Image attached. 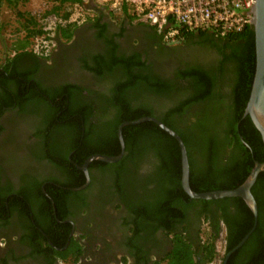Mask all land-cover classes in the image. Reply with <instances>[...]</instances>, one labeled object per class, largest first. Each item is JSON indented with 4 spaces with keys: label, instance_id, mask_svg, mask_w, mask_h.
Returning <instances> with one entry per match:
<instances>
[{
    "label": "trees",
    "instance_id": "1",
    "mask_svg": "<svg viewBox=\"0 0 264 264\" xmlns=\"http://www.w3.org/2000/svg\"><path fill=\"white\" fill-rule=\"evenodd\" d=\"M25 1L0 0V9L3 2L15 9L20 2ZM82 4V0H51L49 11L40 17L16 11L22 36L16 38L12 45V51L17 54L14 63L8 62L2 67L1 73H7L9 78L0 79V84L7 87L10 79L19 83L18 78L28 82L33 70L21 71L16 64L18 58L32 54L29 48L38 38L51 40L53 34L57 41L68 42L79 26L71 21V16L75 7ZM105 10L112 14L107 8ZM121 19L129 23L133 21L126 11ZM50 22L51 28H48ZM100 22L101 18H95L91 26L97 29L96 36L104 39L107 37L104 33L106 25ZM147 26L158 34L154 27ZM159 37L162 41L163 37ZM192 40H196L192 48L196 47L201 54L212 55L217 59V65L212 70L205 71L197 64L185 63L171 70L168 78L144 73L146 66L141 62L140 55L118 56L117 45L113 40L106 42L111 46L107 58L97 56L93 65L84 61V68L96 77L103 79L107 74L114 75V71H118L115 79L119 77L115 85L114 104L111 103L115 114L110 115L111 121L101 126V129L97 126L99 134L95 139L88 130L84 133L81 130L82 119L86 123L91 106L85 100L76 99L73 92L75 87L65 85L58 88V93L54 95L41 90L49 100L34 87L31 88L33 90L25 101L45 100L50 108L48 114L52 117L51 122L45 124L47 129L40 130L48 136L43 155L47 160L57 161L64 174L63 181H59L64 189H46L53 199L55 216L50 201L37 207V213L43 217V230L57 248H64L70 233L69 226H61L58 221L70 215L69 207L80 210L88 206L83 200L87 192L70 190L85 183L83 172L74 164L82 166L94 154L119 155L117 128L123 122L154 117L176 132L187 152L190 189L196 193L235 189L247 178L255 162H264L261 137L249 117L242 118L255 70L252 26L226 37H218L213 33L183 34L176 43L188 44ZM217 89L219 91H215ZM138 96L152 101L153 108L135 103L132 105ZM54 98L61 99L55 101ZM51 102L60 105L59 109H54ZM59 110L62 111L61 116ZM75 114V120L68 119ZM122 134L125 144L122 159L113 164L94 161L89 165V171L95 169L102 175L101 185L106 189L100 192L101 200L97 203L105 205L112 201L113 194L119 196L120 205L116 208L122 205L126 211L128 218L123 224L130 226L127 230L131 233L126 246L130 255L135 256V251L141 255V264H149V259H145L148 251H144L142 243L154 240L157 231H161L164 237H171V250L165 258L153 264H215L218 257L215 243L221 233L224 232V251L227 253L251 230L253 215L242 199L193 200L184 193L181 187L179 146L157 125L146 122L126 126ZM70 153L74 164L68 160ZM95 181V177H92L89 188ZM39 186L34 185L31 191L43 197ZM251 193L257 205L256 228L244 245L231 255L227 264H264V172L258 175ZM189 213L208 223L209 230H205L204 241L200 239L199 232L189 234L187 227L183 226L188 222ZM59 231L62 232V238H56L55 232ZM140 238L142 245L138 243ZM47 250L55 253L50 246ZM39 253L46 254L45 251ZM81 253L80 247L71 242L63 253L56 255L64 263L74 264V255Z\"/></svg>",
    "mask_w": 264,
    "mask_h": 264
},
{
    "label": "flooded vegetation",
    "instance_id": "2",
    "mask_svg": "<svg viewBox=\"0 0 264 264\" xmlns=\"http://www.w3.org/2000/svg\"><path fill=\"white\" fill-rule=\"evenodd\" d=\"M83 5L93 17L78 26L68 42L56 41L48 54L43 55L30 50L32 54L18 58L16 64L21 71L33 70L28 82H25L24 78H18L19 83L10 79L7 87L0 84V264H49V262L66 264L56 254L63 253L71 242L82 250L81 254L74 255L73 260L76 259L74 264L142 263L139 259L141 255L137 251L134 252L135 256L130 255L126 246L127 238L131 233L127 230L130 226L126 227L123 224L128 218L126 211L122 205L116 208L120 205L119 196L113 194L112 201L105 205L97 203L101 200L100 192L106 189L101 185L102 175L95 169L89 171V167V185L79 191L87 192L83 200L88 206L80 210H75L71 206L68 208L70 215L58 221L61 226L68 225L70 228L64 248H57L45 234L43 217L37 211L40 204L50 201L55 216L53 199L46 189H64L59 184V181H63L64 174L56 160L52 162L43 155V152H46L45 139H48L44 132L47 129L45 124L51 122L52 117L48 114L50 108L45 100L25 101L29 92L33 90L32 87L45 99L48 98L42 91L54 95L58 93V88L65 85L75 87L76 90L73 92L76 99L85 100L91 106L86 123L82 119L81 130L83 133L88 130L95 139L99 134L97 128L109 123L112 119L110 115L115 114L112 102L116 95L115 85L119 77L115 79L118 71H114V75L113 73L105 75L103 79L96 77L84 68V64L93 65L97 56L102 55L107 58V52L109 48L111 49L106 43L108 40H113L117 45L118 56L130 57L138 54L141 62L146 66L144 73L160 75L163 78H168L171 70L180 68L186 65L185 63L197 64L205 71L212 70V67L217 65V59L212 55L205 56L196 47L192 48L196 45L194 42L196 40L182 45L168 43L164 38L161 41L159 35L162 34L154 33L147 24H136L133 21L129 23L128 20L121 19L122 16L117 22L114 19L115 14L110 15L106 8L97 5L94 0ZM95 18H101L100 23L106 25L104 33L107 37L104 39L98 38L97 29L91 26ZM16 56L17 54L12 52L0 57L1 80L9 78L7 73H1L2 67L8 62L13 64ZM138 70L142 71L140 68ZM63 97L64 95L61 96ZM132 103V105L135 103L153 108V102L143 96H138ZM50 104L54 109L55 107L59 109L60 105L57 103ZM60 114L62 111L59 110V116ZM71 118L75 120L76 114L68 119ZM56 120L60 123V119ZM40 130L44 131L40 132ZM71 155L72 153L68 154L69 162H72ZM74 165L77 169L81 167ZM92 177L97 181L91 185L90 191ZM37 184L40 185L39 189L43 197L37 196L34 190L31 191V188ZM188 216V222L183 226L187 227L189 234L194 235L199 232L200 239L204 241L205 230H209L208 223L203 219L195 218L192 213ZM55 233L56 238H62L61 231ZM154 237L151 242L142 243L144 251H148L145 259H149V264L162 260L171 250L170 236L164 237L161 231H157ZM221 238L223 240L224 232L221 233L219 239ZM138 240L142 245V239ZM48 246L52 247L55 253L48 252ZM41 251H45L46 254L39 253ZM214 263L216 264V260Z\"/></svg>",
    "mask_w": 264,
    "mask_h": 264
},
{
    "label": "water",
    "instance_id": "3",
    "mask_svg": "<svg viewBox=\"0 0 264 264\" xmlns=\"http://www.w3.org/2000/svg\"><path fill=\"white\" fill-rule=\"evenodd\" d=\"M250 26L254 32L255 42V70L253 74V80L251 89L246 103L242 118L249 117L254 128L257 130L261 137V141L264 147V0H252L251 6V19ZM151 122L157 125L163 132L172 137L178 144L181 155V187L184 193L193 200L213 201L225 198H240L243 200L247 208L253 215V226L251 230L244 236V238L230 251L225 253L222 263L227 264L231 255L239 250L257 225V205L255 199L251 193V189L255 184L257 177L260 173L264 172V162H255L251 172L244 180V182L237 188L232 190H217L204 193H196L190 189L189 185V164L187 158V152L185 146L179 137V135L164 125L162 122L154 117H142L135 121L123 122L117 128V138L120 144V154L117 156H106L102 154H94L88 157L81 167H78L85 176V183L77 188H70L73 192H79L84 190L89 185L88 167L94 162H102L105 164H113L122 159L125 153V144L123 140L122 130L126 126H134L142 123ZM242 140V139H241Z\"/></svg>",
    "mask_w": 264,
    "mask_h": 264
},
{
    "label": "built area",
    "instance_id": "4",
    "mask_svg": "<svg viewBox=\"0 0 264 264\" xmlns=\"http://www.w3.org/2000/svg\"><path fill=\"white\" fill-rule=\"evenodd\" d=\"M115 15L127 12L136 24L152 26L168 43L189 33L218 37L250 26L252 0H94Z\"/></svg>",
    "mask_w": 264,
    "mask_h": 264
},
{
    "label": "rangeland",
    "instance_id": "5",
    "mask_svg": "<svg viewBox=\"0 0 264 264\" xmlns=\"http://www.w3.org/2000/svg\"><path fill=\"white\" fill-rule=\"evenodd\" d=\"M89 1L90 0H82L83 4H87ZM83 4L76 6L75 12L71 16V21L75 22L79 26L82 23L86 22L89 18L93 17L90 11L87 10V8H85ZM50 5L51 0H26L25 2H20L19 5L14 9L13 6H10L6 2H3L0 9V22L2 24V29L0 30V57L5 53H12V45L14 43V40L22 36V33L20 32V20L16 16V11H19L21 13L28 12L30 14H33L34 16L40 17L41 15L49 11ZM121 16L122 15H115L114 19L119 22ZM48 28H51V22ZM54 37L56 38V35L51 34V40L38 38L35 43L29 48V50L43 55L48 54L53 49L54 44L57 41ZM60 41L65 42L63 40ZM215 246L218 255L216 264H220V259L224 254L222 238L216 242Z\"/></svg>",
    "mask_w": 264,
    "mask_h": 264
}]
</instances>
